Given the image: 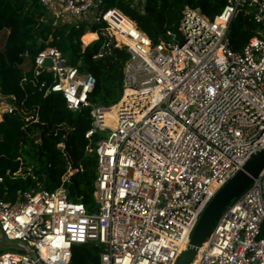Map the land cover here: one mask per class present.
I'll return each mask as SVG.
<instances>
[{"label":"built area","instance_id":"1","mask_svg":"<svg viewBox=\"0 0 264 264\" xmlns=\"http://www.w3.org/2000/svg\"><path fill=\"white\" fill-rule=\"evenodd\" d=\"M38 1L55 25L102 26L93 59L115 48L128 56L120 98L109 106L89 102L95 78L57 47L33 57L45 94L60 93L72 111L89 107L85 138L106 132L94 148L97 208L61 188H29L12 201L0 188V238L14 248L0 264H69L75 244L98 246L99 264H175L213 195L264 149V38L238 52L228 36L239 11L264 27V0H226L212 19L186 8L177 31L156 43L104 0ZM5 101L2 114L13 108ZM263 230L264 168L220 214L195 264H264Z\"/></svg>","mask_w":264,"mask_h":264},{"label":"trees","instance_id":"2","mask_svg":"<svg viewBox=\"0 0 264 264\" xmlns=\"http://www.w3.org/2000/svg\"><path fill=\"white\" fill-rule=\"evenodd\" d=\"M225 3L144 0L132 6L130 0H104L103 7L122 11L156 43L166 37L167 31H177L186 8L198 9L212 19ZM50 19L38 0H0V32H7L0 44V95L13 100L12 111L4 112L0 119V188L6 192L4 198L12 201L18 191L61 187L70 200L81 202L92 212L97 208L94 148L100 135L91 139L84 136L91 126L89 107L72 111L66 108L60 93L45 94L44 88H39L41 79L46 78L34 76L33 57L44 47H57L69 64L95 78L89 102L109 106L120 98L128 53L115 48L111 55L93 59L104 38L101 25L94 24L89 30L97 33L98 40L83 46V27L75 29L61 22L52 25ZM228 36L231 47L239 52L251 37L264 38V27L239 11L231 21ZM25 51L30 57L22 56ZM60 143L63 147L58 146ZM99 252L98 246L75 244L69 264H99Z\"/></svg>","mask_w":264,"mask_h":264},{"label":"water","instance_id":"3","mask_svg":"<svg viewBox=\"0 0 264 264\" xmlns=\"http://www.w3.org/2000/svg\"><path fill=\"white\" fill-rule=\"evenodd\" d=\"M41 40H38V44ZM51 64L49 59L44 61L45 66ZM0 101L5 99L0 96ZM264 168V149L247 159L241 168L213 195L201 212L195 226L193 227L187 249H184L175 264H191L194 260L197 249L202 246L211 233V230L220 214L228 206L231 200L240 196L250 185L252 180ZM8 245V244H7Z\"/></svg>","mask_w":264,"mask_h":264},{"label":"rangeland","instance_id":"4","mask_svg":"<svg viewBox=\"0 0 264 264\" xmlns=\"http://www.w3.org/2000/svg\"><path fill=\"white\" fill-rule=\"evenodd\" d=\"M140 2H142V1H140ZM138 3H139V1H138ZM47 20L49 21V19L47 18ZM50 21H51V23H52V25H55L54 24V22L50 19ZM6 34H7V32L5 31V30H3L2 32H0V44H2L3 42H4V40H5V37H6ZM90 37H92L91 35H89ZM90 37H87V35H85L84 37H83V42L85 43V42H87L88 40H89V38ZM5 99H6V101H5V105H9V106H11L12 104H13V100H12V98H9V97H5ZM2 111H3V108H0V119H1V117H2ZM106 134V132H100L98 135H100V136H104ZM70 173L72 172V171H69ZM59 188H61V187H59ZM57 189V188H56ZM62 189V188H61ZM233 200H231L230 202H229V204L232 202ZM228 204V205H229ZM263 233H264V230H263ZM8 243L4 240V239H2V238H0V253H2V252H6V251H14V248H12V247H9L8 245H7Z\"/></svg>","mask_w":264,"mask_h":264},{"label":"bare ground","instance_id":"5","mask_svg":"<svg viewBox=\"0 0 264 264\" xmlns=\"http://www.w3.org/2000/svg\"><path fill=\"white\" fill-rule=\"evenodd\" d=\"M85 35H87V37H90L89 35L92 36V37L89 38V40H90V39H93V38L95 37V34H85ZM85 35H84V36H85ZM84 36H83V37H84ZM89 40H88V41H89ZM188 242H189V240L187 241L186 244H184V245L182 246V247H183V250H184V249H187V247H188ZM198 251H199V248L197 249V253H198ZM195 262H196V261L194 260V261H192L191 264H195Z\"/></svg>","mask_w":264,"mask_h":264},{"label":"crops","instance_id":"6","mask_svg":"<svg viewBox=\"0 0 264 264\" xmlns=\"http://www.w3.org/2000/svg\"><path fill=\"white\" fill-rule=\"evenodd\" d=\"M85 34H92V32L88 31V32H86ZM85 34H84V35H85ZM84 35H83V36H84ZM83 36H82V37H83ZM96 38H97V35L95 34V37H94L93 39H90L89 41H87V42H85V43L83 42V46H86V45H88L89 43L93 42L94 40H96Z\"/></svg>","mask_w":264,"mask_h":264}]
</instances>
